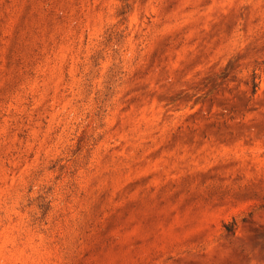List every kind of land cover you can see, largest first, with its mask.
I'll use <instances>...</instances> for the list:
<instances>
[{
	"label": "rangeland",
	"instance_id": "1",
	"mask_svg": "<svg viewBox=\"0 0 264 264\" xmlns=\"http://www.w3.org/2000/svg\"><path fill=\"white\" fill-rule=\"evenodd\" d=\"M0 264H264V0H0Z\"/></svg>",
	"mask_w": 264,
	"mask_h": 264
}]
</instances>
